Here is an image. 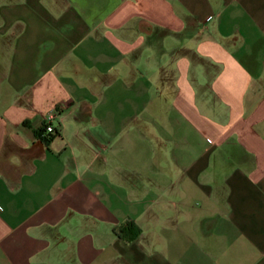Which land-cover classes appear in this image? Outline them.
<instances>
[{
	"label": "crops",
	"instance_id": "1",
	"mask_svg": "<svg viewBox=\"0 0 264 264\" xmlns=\"http://www.w3.org/2000/svg\"><path fill=\"white\" fill-rule=\"evenodd\" d=\"M0 264H264V0H0Z\"/></svg>",
	"mask_w": 264,
	"mask_h": 264
},
{
	"label": "built area",
	"instance_id": "2",
	"mask_svg": "<svg viewBox=\"0 0 264 264\" xmlns=\"http://www.w3.org/2000/svg\"><path fill=\"white\" fill-rule=\"evenodd\" d=\"M56 118V113H50L45 119H44V137H50L56 134V129L53 125V122Z\"/></svg>",
	"mask_w": 264,
	"mask_h": 264
},
{
	"label": "rangeland",
	"instance_id": "3",
	"mask_svg": "<svg viewBox=\"0 0 264 264\" xmlns=\"http://www.w3.org/2000/svg\"><path fill=\"white\" fill-rule=\"evenodd\" d=\"M137 122H140V121L137 120ZM136 137H137L138 140H139V141L137 140V143H138V144H139V143H143V141H142V140H143V135H142V134H137ZM153 155H154V153H153ZM153 162H154V161H153ZM126 224H129V223H126ZM126 224H125V225H126ZM125 225L120 226V228L123 229ZM136 230H138L137 233L134 232V231H136ZM118 231L120 232V230H118ZM130 233H135V237H138V238H140L141 240H145V239L150 238V235H151L152 233H154V232L144 231V230H139V228L136 227L135 230H132Z\"/></svg>",
	"mask_w": 264,
	"mask_h": 264
},
{
	"label": "trees",
	"instance_id": "4",
	"mask_svg": "<svg viewBox=\"0 0 264 264\" xmlns=\"http://www.w3.org/2000/svg\"><path fill=\"white\" fill-rule=\"evenodd\" d=\"M43 129L44 128H41L40 130H38V134H39V136L42 138V140L45 142V143H48L49 142V140L54 136H50V137H42L41 136V134H42V131H43ZM56 135V134H55ZM130 227H132V224H126L125 226H124V228H123V234H124V237L126 238V239H132V238H134L135 237V233H137V231L138 230H136V231H134L135 233H129L128 235H127V230L130 228Z\"/></svg>",
	"mask_w": 264,
	"mask_h": 264
}]
</instances>
